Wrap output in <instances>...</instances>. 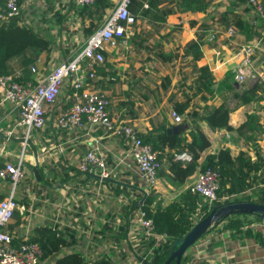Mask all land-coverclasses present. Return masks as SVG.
I'll return each mask as SVG.
<instances>
[{
	"label": "crops",
	"instance_id": "0c3cea01",
	"mask_svg": "<svg viewBox=\"0 0 264 264\" xmlns=\"http://www.w3.org/2000/svg\"><path fill=\"white\" fill-rule=\"evenodd\" d=\"M56 1L62 4L61 11L67 12L66 16L58 21L61 37L63 39L67 34L70 38H66L67 42L51 45L48 51L39 55L33 65L24 68L22 74L32 79L35 75L48 72H45L47 65L43 66L42 63L47 61L48 57H50L48 70L71 57L78 48L70 42L80 33H85V28L91 20L88 10H83L77 5L73 8L69 7V2L72 0ZM31 2L33 1L20 0L21 12L24 7H29ZM231 4L248 17L254 15V10L241 0H211L207 10L203 12L175 11L168 14L164 20H154L149 16L138 18L137 23L128 33V42L108 48L105 53V66L98 75V79L105 81L101 84L95 82L110 99L111 114L115 118L133 124L140 133L151 130L158 123H165L171 132L188 131L189 124L184 119V115L181 114L183 120L177 122L171 114L174 106L170 98L173 97L175 101L183 99L182 88L181 91L176 88L183 82V78L176 81V76L172 74V67L179 66L178 62L182 59L181 56L176 57L175 53L181 55L185 44L195 37L198 26L207 22L213 26L204 36L202 46L204 57L199 60V65L209 64L218 81L225 78L228 70H235L240 63L238 50L243 38L239 33L235 38L227 36L225 30L216 21L219 14ZM245 7L250 9L249 12H244ZM23 19L35 28L38 26L40 29H37L53 34L44 27L45 20L40 24H32L24 15ZM192 19L197 20L196 26L189 23ZM216 30H218L217 36L210 39V35ZM85 35L86 38L89 36L86 33ZM169 52L173 54V59H164L163 53ZM260 58L257 57V63L261 66ZM18 60L19 58H14L11 63L17 71L15 73L17 77L21 74L22 68ZM166 74L172 79L167 87L163 85L162 78ZM62 92L63 103L56 104L46 124L39 131L33 132L32 143L36 146L28 145L32 148L29 150L27 148L25 152L26 175L17 187L20 208L8 223V230L14 235V241L18 243L26 235L33 236L38 225H51L71 239L74 235L75 240H72V244L64 249V252L82 250L89 260L109 255L116 263L141 264L126 244L117 249L111 247L107 240L109 237L107 229L120 223L119 216L123 205L126 204V196L114 191L112 184L116 183L82 171L79 168L80 157L90 148L100 146L111 174L117 177L122 174L121 177L125 176V179L132 181L134 185L135 182L139 183L140 189L148 191L145 196L151 194L154 198V207L165 206L173 201L196 180L198 173L197 171L193 173L182 185L173 184L168 177L160 175L159 183L150 190L134 158L128 154V144L124 139L106 132L101 127L86 125L68 130L58 126L59 113L71 103L69 85L65 86ZM119 101H134V111H129V104L119 105ZM261 102L264 104V98ZM251 109L252 105L234 109L235 115L240 116V120L232 124L237 126L243 122L246 112ZM49 110H53L52 107ZM18 118L19 112L13 103L0 101V162L2 164L6 161L18 160L22 142L15 137L7 138L3 132L13 129L16 134H22L24 127L17 124ZM205 124L207 123L203 122L202 126L211 138L212 146L203 155L217 150L213 144L214 134L218 136L217 133L224 130L219 128L215 131L208 125L211 129L209 132ZM222 145L230 146L233 153L239 151L235 149V146L239 145L238 142L234 146ZM27 163L36 165L42 173L38 171L39 176L36 175ZM11 184L9 179L0 177V200L9 193ZM234 214L245 218L244 227L239 229L225 227L227 220H218L184 253L185 257L190 258L187 264H264V219L257 218L253 213ZM45 261L53 264L51 259L43 260L42 263Z\"/></svg>",
	"mask_w": 264,
	"mask_h": 264
},
{
	"label": "trees",
	"instance_id": "16d2710c",
	"mask_svg": "<svg viewBox=\"0 0 264 264\" xmlns=\"http://www.w3.org/2000/svg\"><path fill=\"white\" fill-rule=\"evenodd\" d=\"M210 2L211 0H130L129 9L136 15L137 20L143 16H149L154 20H164L168 14L175 11H206ZM241 2H245L251 10H254L253 16L248 17L231 4L219 14L216 21L224 30L230 25H235L243 38L242 43H246L261 34L262 23L250 0H241ZM260 2L264 6V0ZM69 5L73 8L77 4L72 0ZM112 5V0H96L93 5H77L89 11L91 20L85 28L87 35L101 25ZM249 8L245 7L244 12H249ZM57 14L61 19L67 12L57 11ZM136 23L137 21L132 28ZM189 23L196 26L197 20L192 19ZM212 26L213 24L207 22L199 25L195 37L185 44L182 54L175 53L176 57L181 56L187 59L190 70L185 73L183 82L180 83V86H184L181 93L183 99L175 101L172 97L170 100L173 102V108L184 115V119L189 124L188 131L171 132L165 123H158L151 130L140 135L158 151V159L161 163L159 175L168 177L173 184H184L189 176L206 167L216 169L220 184L216 199L210 203L189 186L169 204L154 207V198L151 194L145 196L146 192L138 187L139 183L132 184V181H127L125 176L121 177L122 174L118 177L111 174L106 178L116 183L112 184L116 193H123L127 198L120 212L119 225L110 226L107 229L109 233L107 240L111 247L117 249L126 244L141 264H162L169 256L175 240L182 238L215 206L234 200L256 201L264 204V145L261 143L264 135V104L261 102L264 98V51L256 52L261 57L260 69L262 68L263 76L258 75L250 86L239 90L231 78L230 71L224 79L218 81L209 64L199 65L198 63L204 57L202 49L204 36ZM52 43L50 35L24 21L22 13L11 18L0 19V74H15L17 71L11 63L12 59L19 58L18 62L22 68L18 79H32L22 74V71L34 63L42 52L48 51ZM172 55L171 52L163 53L166 60H172ZM105 63L99 67L97 74L102 73ZM162 78L165 87L172 82L169 74ZM188 78L191 79L189 83ZM104 81V79L97 80L100 84ZM229 94L237 100L236 105L231 106ZM216 95L221 98L219 103L213 102ZM123 104H129V111H134V101H119V105ZM246 105H252V109L246 112L243 122L234 126L231 123L232 111ZM202 122H206L214 130L219 128L231 130L248 146L233 153L230 146L222 145L216 151L206 152L203 155L212 146V140L203 129ZM39 130L40 128H36L31 132L28 145H33V132ZM185 150L193 154V160L185 162L176 158L177 153ZM38 171L42 173L40 168ZM139 207L152 218L154 223L152 233H147L140 226H134L132 218ZM17 213L18 210L14 215ZM222 219L227 220L225 227L236 229L243 228L246 221L239 214L228 215ZM31 238L38 241L43 249L40 263L51 259L53 264H116L115 259L109 255L89 260L82 250L64 252V249L72 244V240H75L74 235L71 239L51 225H38ZM14 243L17 242L14 241ZM189 262L190 258L183 255L181 264ZM169 264H175V261L172 260Z\"/></svg>",
	"mask_w": 264,
	"mask_h": 264
},
{
	"label": "built area",
	"instance_id": "2783aa9c",
	"mask_svg": "<svg viewBox=\"0 0 264 264\" xmlns=\"http://www.w3.org/2000/svg\"><path fill=\"white\" fill-rule=\"evenodd\" d=\"M74 1L79 6H85L93 5L96 0ZM250 2L261 19L262 28L259 36L239 47L238 54L241 58L235 69V82L238 85H244L251 75L254 54L258 50L264 51V6L260 0ZM129 3L130 0H114V5L109 9L104 21L89 34L82 46L47 73L35 75L33 79L27 80L18 79L14 73L0 74V101L15 105L19 112L17 124L24 127L22 134H16L13 129L3 131L7 138L20 139L22 153L17 161H6L3 164L0 162V177L9 179L12 183L9 193L0 200V264H40L43 249L39 242L26 235L18 243H14V235L7 226L15 211L20 208L17 186L26 175L25 152L28 139L34 129L42 128L46 124L47 109L53 107L65 86L70 87L71 103L59 113L57 124L68 130L86 125L101 127L106 132L121 137L128 144V154L134 158L149 189L155 188L159 183L158 171L161 163L158 151L142 139L136 126L111 114L110 99L95 84L98 80V67L106 61V51L110 47L127 43L128 33L137 21L136 15L129 9ZM20 12V0H0V19L11 18ZM216 32L213 31L210 39L214 38ZM225 33L229 37L236 36L238 29L235 25H230ZM33 70L36 71L35 67ZM171 114L175 121L183 120L182 115L175 109H172ZM176 158L187 162L193 160V154L185 150L177 153ZM79 168L104 178H108L112 173L100 146L90 148L80 157ZM190 186L211 203L216 199L220 186L219 173L212 167H206L198 172L196 180ZM132 222L135 227L140 226L147 233L154 230L152 218L148 217L141 207L136 210Z\"/></svg>",
	"mask_w": 264,
	"mask_h": 264
},
{
	"label": "rangeland",
	"instance_id": "374dc122",
	"mask_svg": "<svg viewBox=\"0 0 264 264\" xmlns=\"http://www.w3.org/2000/svg\"><path fill=\"white\" fill-rule=\"evenodd\" d=\"M32 1L33 2L30 3L29 7L27 6V7L23 8V12H21V13L24 15V17H26L32 24H35V23L40 24L41 21L45 20L46 22L44 23L45 24L44 27L47 28L49 33L51 31L53 32V34H49L51 39H52V42H53L52 45H56L57 43H60V42H63V41L67 42L66 38H70V37H67V34H66L64 36V38L62 39V37H61V28L58 29V24H59L58 21L60 20V18H59V14H57V11H61L62 4L59 1H56V0H32ZM112 3L114 5V0H112ZM113 5H112V7H113ZM47 25H48V27H47ZM37 28H39V27L37 26ZM67 30L68 29H65V31H67ZM85 38H86L85 33L84 34L80 33V35H78L77 38H75L72 42H70V44H74V46L76 48H80L82 46ZM257 57H258V53L254 54V56H253V65H254L255 69L253 67V71H252L251 75L248 77V79H247V81H246V83L244 85H238L237 88L239 90H243L246 86L251 84L255 80L256 76H258V75H262L263 76L262 68L260 69V64L257 63ZM48 60H50V57H48ZM48 60L42 62L43 66L45 64L47 65L45 72L49 71L48 69H49L50 63L48 62ZM178 64H179V66H173L172 67V74H173V76H176V81L177 80L180 81V79L182 80V78L185 75V73L186 72L188 73L189 70H190V67L189 68L187 67V59H183L182 58L180 60V62H178ZM229 71L231 73V78L234 80V83H235V70H228L227 72H229ZM227 72H226V74H227ZM187 80H188V83L191 81L190 78H188ZM179 87H181L182 90L184 88V86H180L179 85L178 87H176L178 89V91H181V88H179ZM63 91H64V89H63ZM62 95H63V92L59 95V97L56 100V102L52 105L53 106L52 107L53 110L47 109V113H46L47 120L50 118V113L54 111L55 105L56 104H58V105L60 104L61 97H63ZM229 95H230V104H231V106L232 105L233 106L236 105L237 100L234 99L231 94H229ZM220 101H221V98L218 95H216L215 99L213 100V102L214 103H219ZM62 103L63 102H61V104ZM232 115H233V117L231 116V120H232L231 123L240 120V116H236L235 112L232 113ZM202 124H203V122H202ZM205 125H206L205 126L206 129L209 132H211V129L208 127V124H205ZM217 134H218V136H215V134H214L215 141L213 143L214 147L216 149H218L222 144H230V145L234 146V144H236L237 142L239 143V145H237V147L235 146L236 151H238L241 147L248 146V144L243 142V140L241 138H239L237 136V134H235L234 132H232L231 130H228L226 128H224V130L222 132H219ZM261 143L264 145V135L262 136ZM30 148H32V146ZM30 148L28 147V150ZM21 153H22V147H20V149H19V155H21ZM25 156H26V153H25ZM42 264H48V262L45 261Z\"/></svg>",
	"mask_w": 264,
	"mask_h": 264
},
{
	"label": "water",
	"instance_id": "95a60500",
	"mask_svg": "<svg viewBox=\"0 0 264 264\" xmlns=\"http://www.w3.org/2000/svg\"><path fill=\"white\" fill-rule=\"evenodd\" d=\"M235 84L238 86L237 82H235ZM27 164L31 166L35 174L39 176L37 166L31 163ZM234 213H253L257 217L264 219V204L256 201L234 200L224 205L213 207L211 211L196 222L182 238L175 240L174 245L170 249L169 256L162 264H169L172 260L175 261V264H181L182 257L190 246L196 243L215 222Z\"/></svg>",
	"mask_w": 264,
	"mask_h": 264
}]
</instances>
